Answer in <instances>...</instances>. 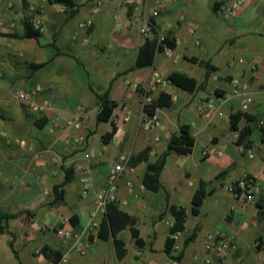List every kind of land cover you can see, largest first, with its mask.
<instances>
[{
  "label": "crops",
  "instance_id": "crops-1",
  "mask_svg": "<svg viewBox=\"0 0 264 264\" xmlns=\"http://www.w3.org/2000/svg\"><path fill=\"white\" fill-rule=\"evenodd\" d=\"M233 1L73 0V6H65L31 0L36 7L44 6V31L36 39L24 37L26 23L35 19L29 0H1L0 217H18L3 222L8 231L0 235V264L18 263L12 241L24 264H55L42 254L44 246L63 254L59 264H166L174 258L166 253L174 223L172 205L188 210L175 251L196 234L181 264H264V129L259 127L264 119V0H240L236 16L217 14L222 4ZM155 9L160 10L155 19L158 29L176 40L177 60L158 52L151 66L138 68L139 50L151 39L141 28ZM88 21L92 26H80ZM193 59L209 62L215 69L207 83L206 69ZM173 72L194 77L204 87L189 93L171 83L159 84L153 97L166 94L172 103L157 110L161 128L142 130V87L151 83L155 73L168 79ZM233 78L249 83L253 98L249 110L243 109L246 95L239 93L224 102L212 120L199 114L198 101L231 94ZM36 86L42 87L38 110L14 94ZM106 92L118 106L110 122L98 123V95ZM79 107L87 113L81 127L75 128L69 122ZM127 110L133 113L131 120L116 123L115 117ZM238 113L243 114L238 129L252 130L247 149L238 145L239 130L231 127V117ZM55 122L60 125L55 127ZM113 123L117 132L106 144L102 136ZM182 126L189 127L195 139L193 150L187 155L169 154L160 190L146 188V162L130 167L119 181L120 207L135 218L145 242L138 246L131 230H123L119 238L127 254L120 259L111 236L102 239L87 232L95 196L107 186L110 169L122 155L134 156L151 147L149 157L154 162ZM81 136L84 145L76 143ZM86 153L96 157L88 162ZM87 168L92 185L84 197L78 179ZM244 175L255 177L260 188L256 203L245 208L226 189ZM202 181L209 184L211 194L199 215H193V197ZM57 191L61 204H56ZM61 229L81 237L85 255L74 247V240L59 234ZM214 231L234 237L237 249L224 258L208 256L206 236Z\"/></svg>",
  "mask_w": 264,
  "mask_h": 264
},
{
  "label": "built area",
  "instance_id": "built-area-1",
  "mask_svg": "<svg viewBox=\"0 0 264 264\" xmlns=\"http://www.w3.org/2000/svg\"><path fill=\"white\" fill-rule=\"evenodd\" d=\"M30 2V10L34 12L35 19L32 21V25L35 30L39 32L44 31L43 20L41 12L44 6L36 7ZM1 3V0H0ZM241 2L240 0L233 1L232 3L222 4L217 9V14L219 16L224 17H232L238 14V10L240 8ZM160 16V10L155 9L150 13L149 18L143 24L141 28V33L148 37L154 38L157 37L159 44L164 40V34L158 29L155 24V19ZM1 17V11H0ZM82 28L92 26V21H88L82 23L80 25ZM198 45L200 41L197 42ZM162 53V52H160ZM163 53L168 55L169 57L174 56V50L169 47H164ZM176 62V57H173ZM240 63L244 62V60H240ZM1 78V75H0ZM170 81L168 79H163L159 73L154 74V79L148 85L142 87L143 92V101L141 103V111H140V128L144 131H153L161 128L162 122L159 114L157 113L158 108H155V112L151 113L154 110V101L156 100L153 97V91H156L157 86L159 84H169ZM127 84H130L128 81ZM232 92L231 94L225 95H216L212 98L200 99L198 101L197 110L199 114H201L207 120H212L214 117H217L220 112L221 105L224 104L228 99H230L233 95H237L239 93H244L246 95V101L244 103L243 109L245 111L249 110L250 106L253 104V98L250 94V86L247 81H242L240 78H233L231 80ZM135 88L138 89V85H135ZM1 90V85H0ZM42 91L41 86H36L32 90H16L14 92L15 97L21 102L26 103L32 109L38 110L40 107L38 105V96ZM78 112L74 115L73 119L69 122V125L74 126L75 128L81 127L80 120L86 115L87 111L84 107H79ZM132 111L127 110L122 116H116V123H126L132 118ZM59 122H55L54 126L58 127ZM259 127L264 129V119L259 121ZM54 130V128H53ZM85 137L81 136L76 139V143L84 145ZM250 152V151H248ZM250 156L253 154L250 152ZM209 152L206 150L204 152V156H208ZM96 155L91 153L85 154V159L90 162ZM131 159V154L122 155L118 162L113 165L110 169L108 175V183L105 188L100 190L95 196V204L94 208L90 215V222L87 228V232L93 234L95 237L99 236L102 217L105 216L107 212V206L111 202H119L118 199V184L121 178L125 175L126 171L130 168L129 163ZM79 183L82 186V196L87 197L91 191L92 185V176L90 168H87L82 171L79 179ZM227 191L233 194L236 198L240 199L242 207H247L250 204L256 203L258 195L260 194V188L258 181L255 177L251 175H244L240 177L236 183L231 186H228ZM59 234L64 237L66 240H74V247L81 255L86 254V246L83 243L80 236L73 235L72 231L67 229H61ZM181 233L172 232L170 234V238L175 242V250H178V241ZM238 245L235 242L234 237L229 236L221 231H214L209 233L206 236L205 241V250L208 256L224 258L231 250L237 249ZM211 260L207 259V263H210ZM166 264H181L176 258L169 259Z\"/></svg>",
  "mask_w": 264,
  "mask_h": 264
},
{
  "label": "trees",
  "instance_id": "trees-1",
  "mask_svg": "<svg viewBox=\"0 0 264 264\" xmlns=\"http://www.w3.org/2000/svg\"><path fill=\"white\" fill-rule=\"evenodd\" d=\"M55 3L62 4L65 6H73V0H53ZM41 36V32L34 29L31 23H26V32L25 38H36L38 39ZM176 40L173 38L172 34H166L164 36V40L159 44L158 38L154 37L148 39L146 43L140 48L139 56L137 60V67L144 68L151 66L153 64L155 55L158 52H163L164 47H169L171 49H176ZM194 63H198L200 66H203L206 71L205 83H207L211 72H214L215 69L210 65L209 62L199 61L198 59H193ZM212 70V71H211ZM168 80L171 84L180 88L186 92L194 93L204 87L203 83H199L194 77H190L189 75L181 72H173ZM219 95V94H218ZM99 99V112L97 115L98 123L110 122L114 115V111L117 108V103L110 98L108 92L98 95ZM172 103L171 97L166 94H161L158 99L154 101V110L151 113L155 112V108H166L170 106ZM243 114L238 113L231 117V127L238 131V120L241 118ZM117 132V126L113 123L112 130L105 135L102 136L103 142L108 144L110 143L115 134ZM252 134V130L250 127L245 126L243 129L239 130V135L237 139L238 145L247 149L250 145V136ZM195 144L194 137L190 134L189 127L182 126L180 132L174 135L168 145V149L163 153L156 161H150L151 147L145 148L143 151L139 152L137 155L131 156L129 166L134 168L135 166L146 162L147 168L144 176V184L148 190L158 191L163 185L161 182V174L167 163V159L169 154L172 151H175L180 154H190L193 150ZM225 174L222 173L217 176V179H220L221 176ZM67 178L66 184L69 182ZM209 184L207 182L202 181L199 189L195 192L193 201H192V209L191 213L193 215H199L200 209L204 203L205 198L211 194V191L208 190ZM57 201L56 204H61L63 198L61 194L56 192ZM169 213L174 217V223L171 228L172 232L182 233L185 231L186 220L188 216V210L185 207L178 206H170ZM18 215L7 214L0 217V235L4 234L8 231V226L3 225V222H8L11 219L17 218ZM136 220L134 217L129 215L127 212L123 211L120 207L119 202H111L107 206V212L104 216V219L101 223V229L99 233V237L102 239H106L108 236L113 238V242L117 251L118 257L121 259L127 254L126 245L123 240L119 238V234L129 228L132 232V236L138 246H143L145 244L144 240L140 237V232L135 228ZM196 234L193 233L190 237H188L182 249L179 251H175V242L169 237L167 245H166V253L170 256H174L178 261L182 262L184 253L186 248L195 240ZM11 249L18 261L19 264H24L21 260L19 252L14 248V242H10ZM44 257L55 264H59L62 260L63 254L55 250L49 246H44L41 250ZM175 252V254H173Z\"/></svg>",
  "mask_w": 264,
  "mask_h": 264
},
{
  "label": "rangeland",
  "instance_id": "rangeland-1",
  "mask_svg": "<svg viewBox=\"0 0 264 264\" xmlns=\"http://www.w3.org/2000/svg\"><path fill=\"white\" fill-rule=\"evenodd\" d=\"M255 263H256V264H258V262H257V261H255ZM17 264H18V263H17Z\"/></svg>",
  "mask_w": 264,
  "mask_h": 264
}]
</instances>
